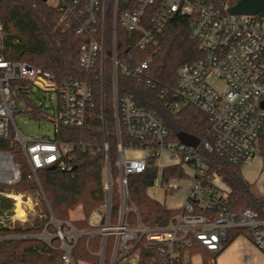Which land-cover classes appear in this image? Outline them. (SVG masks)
Wrapping results in <instances>:
<instances>
[{
	"label": "built area",
	"instance_id": "built-area-1",
	"mask_svg": "<svg viewBox=\"0 0 264 264\" xmlns=\"http://www.w3.org/2000/svg\"><path fill=\"white\" fill-rule=\"evenodd\" d=\"M127 6L118 12V0H57L58 24L67 31L76 28L77 34L87 37V42L77 52L78 65L89 73L100 64L103 81L104 60L108 58L112 67V96L116 129L118 175L112 177L106 132L104 135V168L102 174L103 204L93 210L89 229L75 230L70 223L63 229L50 215L55 232L43 229L38 234H16L4 239H38L49 247L52 239H59L60 264H75L71 251L81 236L101 237L98 264H142L135 249L140 241L153 251L148 264H191L192 258L200 255L181 254L194 244L209 252H218L228 239V232L243 229L250 233L254 246L264 253V220L246 209L236 214L228 208L227 191L217 188L215 178L206 174V165L201 161L198 148L183 143H170L168 131L158 116L136 106L131 95H117V71L124 76L143 83L160 95L171 94L172 106H193L203 113L209 123L211 143L203 148L218 154L231 164L250 166L254 159L264 162V13L257 15H235L230 13L227 0H123ZM112 7V37L110 54L105 49L106 7ZM195 15L191 28L192 37L200 43L203 57L183 64L176 70V86L164 87L148 76V62L128 65L132 60L125 53L119 60L116 56L115 29L119 24L127 32H134L136 39L130 50L143 51L150 46L166 22L174 15ZM3 28L0 24V139L11 138L25 157L32 176L43 168H59L71 171L74 145L40 136H26L16 128L11 130L13 116L21 110L14 100V93H25L27 88L43 92H55L58 105L53 120L54 132L60 125L80 128L87 113L93 109V91L88 78L69 77L58 81L47 70L24 62H13L2 53ZM128 49V50H129ZM107 56V57H106ZM224 83L225 89L218 91L208 79ZM103 99V91L101 92ZM128 138L130 141H122ZM138 142L139 144H135ZM166 161H161L162 157ZM153 161L157 178L152 186L164 192L180 188L179 181H187L182 212L165 227L149 228L139 222L128 225L127 214L136 212L129 206L127 178L143 172ZM180 167L185 175L182 179L162 182L164 168ZM19 180V168L11 154L0 152V184L10 185ZM119 198L118 219L110 221L112 196ZM0 196L13 199L10 193ZM14 204V203H13ZM31 206L36 203L30 201ZM28 207V206H27ZM25 209V208H24ZM31 208L29 207L28 210ZM26 208V211H28ZM211 213H214L211 216ZM15 208L10 214L0 216V227L13 229ZM69 231H66L67 229ZM114 238L111 254L106 262L104 252L107 238ZM240 238H245L240 235ZM144 239V240H141Z\"/></svg>",
	"mask_w": 264,
	"mask_h": 264
},
{
	"label": "trees",
	"instance_id": "trees-1",
	"mask_svg": "<svg viewBox=\"0 0 264 264\" xmlns=\"http://www.w3.org/2000/svg\"><path fill=\"white\" fill-rule=\"evenodd\" d=\"M232 7L240 0H227ZM123 0H118V12L126 9ZM195 15H174L159 32L154 42L145 50H130L136 39L134 32H127L119 24L116 25V56L120 59L125 53L132 55L128 65L148 62V76L158 84L174 88L176 86V70L183 64L200 60L203 53L200 43L192 37L191 28ZM0 24L3 28L4 48L2 53L6 59L13 62H24L54 74L58 81L69 77L88 78L93 91V109L87 113L84 125L71 128L60 125L55 133L58 142L74 145V158L71 171L63 172L59 168H43L36 172L37 180L32 176L25 157L19 152L18 145L8 138L0 139V152L12 155L13 162L19 168V180L10 185L0 184V192L30 193L38 195L41 190L50 209L45 208L42 219L35 221L31 227L21 228L15 224L13 229L0 227V237L16 234H38L44 228L50 233L55 227L50 223V215L63 229L65 223H70L75 230L89 229L88 219L96 208L103 204L102 174L104 168V133L102 123V104L105 112L106 142L112 177H117L116 129L114 105L112 98V67L111 62L104 60L103 87L101 86L100 64L89 73L82 71L78 65L77 52L87 42V37L77 34L76 28L63 30L58 24V12L43 0H0ZM112 37V7L110 2L106 7L105 19V49L110 54V39ZM129 49V50H128ZM117 95L129 94L136 106L155 113L163 122L170 143H181L179 136L194 138L200 144L198 153L206 165V174L220 180L227 188L228 208L239 214L249 209L257 217L264 220V196L257 194L254 186L241 174V165L229 163L218 154L209 153L203 148L205 142L211 143L213 136L208 133L210 123L207 117L193 106H172L171 94L162 96L157 91L146 87L134 79L128 78L117 71ZM103 91V99L101 92ZM25 93L17 94L15 102L25 99ZM37 113L36 108L33 109ZM122 141H130L123 138ZM139 144L138 142H134ZM185 175L180 167L164 168L163 184L170 179H182ZM157 178V168L153 161L140 173L127 178V190L136 212L127 214L128 225L138 222L149 228L167 226L181 209H171L153 200L147 195ZM119 198L112 196L110 221L115 224L118 219ZM9 198L0 196V216L12 209ZM79 209L82 218L71 220L69 213ZM214 213H211L213 216ZM244 235L250 240V233L243 229H233L228 232V239L223 248L232 240ZM59 239H52L49 247L38 239H4L0 240V264H60L61 251ZM101 237L81 236L77 239L71 254L75 262L84 261L97 264ZM114 238L109 236L106 242L104 260L107 262ZM144 240V239H141ZM222 248V249H223ZM221 249V250H222ZM218 252H209L194 244L181 254L200 255L202 264H214ZM141 257L142 264H148L153 251L140 241L135 249Z\"/></svg>",
	"mask_w": 264,
	"mask_h": 264
},
{
	"label": "rangeland",
	"instance_id": "rangeland-1",
	"mask_svg": "<svg viewBox=\"0 0 264 264\" xmlns=\"http://www.w3.org/2000/svg\"><path fill=\"white\" fill-rule=\"evenodd\" d=\"M56 3L57 0H46V4L50 7H55ZM105 59L108 60V58ZM208 81L218 91H223L225 89L224 83L219 80L210 78L208 79ZM103 82L104 81L101 80L102 87L104 85ZM17 94L18 92L14 93V98L17 96ZM25 94V99H20L18 102H16L18 108L21 111L14 114L13 124L11 123V130L15 131L14 129L16 128L21 134L26 136H40L47 137L51 140L54 139L55 132L53 120L55 118L58 105L57 93L43 92L37 88L29 87L27 88ZM34 108H36L37 113H34ZM240 171L244 179H246L254 186L257 194L264 196V162L256 158L253 160L250 166H241ZM35 179L37 180V177H35ZM186 182L187 181H183L180 184L179 189L172 191V197H169V195L164 196L163 192L156 187L150 189L149 192L151 194H154V197H157L159 203L165 205L168 208L176 209L182 204L185 195V185L187 184ZM214 183L217 188L228 191L225 185L220 180L216 179ZM10 194H12L14 197L19 196L21 201L23 202L21 205L23 207L24 214L22 218H18L23 220L26 216V221H24L23 223L18 219H16L15 221V224H19V226L23 229L33 226L35 224V221L42 219L45 214V208L50 212L44 194L41 190L39 191V197L38 195H32L30 193L24 192H10ZM10 200L12 202V207L16 209V200ZM30 201L36 203V205L32 207ZM42 202L46 205L45 208ZM129 206L133 207L132 205H130V203ZM29 207L31 208L30 210H28ZM26 208L28 211H26ZM69 216L71 220L82 218V214L79 209L70 212ZM66 231H69V229L65 230V232ZM97 253H95L94 255L98 258ZM191 262V264L200 263L198 257L192 258ZM74 263L92 264L90 262L84 261H74ZM214 264H264V253L257 249L251 242V240L240 238L239 236L229 242L218 253L215 258Z\"/></svg>",
	"mask_w": 264,
	"mask_h": 264
},
{
	"label": "water",
	"instance_id": "water-1",
	"mask_svg": "<svg viewBox=\"0 0 264 264\" xmlns=\"http://www.w3.org/2000/svg\"><path fill=\"white\" fill-rule=\"evenodd\" d=\"M46 1V0H43ZM231 14L235 15H257L264 13V0H240L237 4L231 7ZM102 123H103V133L105 135V112L102 104ZM180 142L190 146H196L198 141L192 137L181 135L179 136Z\"/></svg>",
	"mask_w": 264,
	"mask_h": 264
},
{
	"label": "crops",
	"instance_id": "crops-1",
	"mask_svg": "<svg viewBox=\"0 0 264 264\" xmlns=\"http://www.w3.org/2000/svg\"><path fill=\"white\" fill-rule=\"evenodd\" d=\"M161 161H166V157H162L161 158ZM185 181V180H184ZM183 181H179L178 183H179V186H180V184L182 183ZM187 184L185 185V188L188 186V182H186ZM154 188V187H153ZM157 188V187H156ZM150 189H152V187L151 188H149L148 190H147V195L150 197V198H152L153 200H155V201H157L158 202V200H157V197H154V194H151L150 192H149V190ZM159 190H161L162 192H163V195L164 196H166V195H169V197H172L173 196V192H164V190L163 189H161V188H158ZM183 200H184V198H183ZM182 203H183V201H182ZM182 205V204H181ZM180 205V206H181ZM179 206V207H180ZM178 207V208H179ZM178 208H176V209H178ZM247 239V238H246ZM249 240V239H248Z\"/></svg>",
	"mask_w": 264,
	"mask_h": 264
},
{
	"label": "bare ground",
	"instance_id": "bare-ground-1",
	"mask_svg": "<svg viewBox=\"0 0 264 264\" xmlns=\"http://www.w3.org/2000/svg\"><path fill=\"white\" fill-rule=\"evenodd\" d=\"M13 199L16 200V203H15L16 204V209H15L16 216L22 218L23 214H24L23 213L24 211H23V207H22L21 204L23 202L21 201L19 196H15V197L13 196Z\"/></svg>",
	"mask_w": 264,
	"mask_h": 264
}]
</instances>
